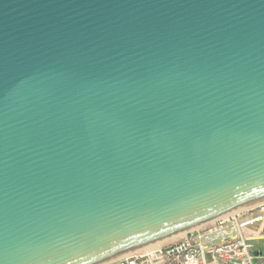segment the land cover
<instances>
[{
  "label": "water",
  "instance_id": "water-1",
  "mask_svg": "<svg viewBox=\"0 0 264 264\" xmlns=\"http://www.w3.org/2000/svg\"><path fill=\"white\" fill-rule=\"evenodd\" d=\"M264 201V0H0V264H104Z\"/></svg>",
  "mask_w": 264,
  "mask_h": 264
},
{
  "label": "built area",
  "instance_id": "built-area-1",
  "mask_svg": "<svg viewBox=\"0 0 264 264\" xmlns=\"http://www.w3.org/2000/svg\"><path fill=\"white\" fill-rule=\"evenodd\" d=\"M264 203L190 229L178 240L111 264H264Z\"/></svg>",
  "mask_w": 264,
  "mask_h": 264
},
{
  "label": "bare ground",
  "instance_id": "bare-ground-1",
  "mask_svg": "<svg viewBox=\"0 0 264 264\" xmlns=\"http://www.w3.org/2000/svg\"><path fill=\"white\" fill-rule=\"evenodd\" d=\"M261 203H264V201H261V202H259V203L254 204V205H251V206H248V207L243 208V209H241V210H244V209H247V208L254 207V206L259 205V204H261ZM238 211H240V210H238ZM236 212H237V211H236ZM233 213H235V212H233ZM231 214H232V213H231ZM228 215H230V214H228ZM228 215L223 216V217H227ZM221 218H222V217H221ZM215 220H216V219H215ZM215 220L210 221V222H208V223H205V224H203V225H200V226H198V227H203V226L209 225L210 223L214 222ZM188 231H189V230H188ZM188 231L182 232V233H180V234H177V235H175V236H172V237H170V238H167V239L162 240V241H160V242H157V243H155V244L149 245V246L144 247V248H142V249H139V250H137V251L146 250V249H149V248L157 247V246L162 245V244H165V243H169V242L176 241V240H178L180 237H182L184 234H186ZM129 254H130V253H129ZM127 255H128V254H127ZM124 256H125V255H124ZM124 256H121V257H119V258H116V259H114V260H111V261H109V262H106V263H104V264H111L112 262H114V261H116V260H118V259H120V258H122V257H124Z\"/></svg>",
  "mask_w": 264,
  "mask_h": 264
},
{
  "label": "crops",
  "instance_id": "crops-1",
  "mask_svg": "<svg viewBox=\"0 0 264 264\" xmlns=\"http://www.w3.org/2000/svg\"><path fill=\"white\" fill-rule=\"evenodd\" d=\"M258 246H259L260 248H264V241H261V242L258 244Z\"/></svg>",
  "mask_w": 264,
  "mask_h": 264
}]
</instances>
